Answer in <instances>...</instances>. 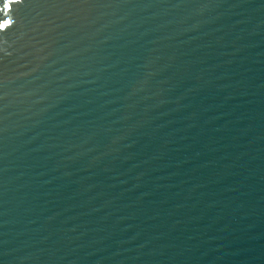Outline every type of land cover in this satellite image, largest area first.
<instances>
[{
    "label": "water",
    "instance_id": "obj_1",
    "mask_svg": "<svg viewBox=\"0 0 264 264\" xmlns=\"http://www.w3.org/2000/svg\"><path fill=\"white\" fill-rule=\"evenodd\" d=\"M0 24V264H264V0Z\"/></svg>",
    "mask_w": 264,
    "mask_h": 264
},
{
    "label": "snow or ice",
    "instance_id": "obj_2",
    "mask_svg": "<svg viewBox=\"0 0 264 264\" xmlns=\"http://www.w3.org/2000/svg\"><path fill=\"white\" fill-rule=\"evenodd\" d=\"M11 23V21H9V24ZM8 25L7 24H0V28H6Z\"/></svg>",
    "mask_w": 264,
    "mask_h": 264
}]
</instances>
